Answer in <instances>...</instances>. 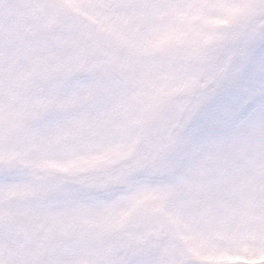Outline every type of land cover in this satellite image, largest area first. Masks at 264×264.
I'll use <instances>...</instances> for the list:
<instances>
[{
    "label": "rangeland",
    "instance_id": "374dc122",
    "mask_svg": "<svg viewBox=\"0 0 264 264\" xmlns=\"http://www.w3.org/2000/svg\"><path fill=\"white\" fill-rule=\"evenodd\" d=\"M1 161L0 264L264 263V0H0Z\"/></svg>",
    "mask_w": 264,
    "mask_h": 264
},
{
    "label": "water",
    "instance_id": "95a60500",
    "mask_svg": "<svg viewBox=\"0 0 264 264\" xmlns=\"http://www.w3.org/2000/svg\"><path fill=\"white\" fill-rule=\"evenodd\" d=\"M35 27L37 30L39 29L37 22L35 23ZM88 42H89L88 39L81 41V47L84 51L89 46ZM47 61L50 62L51 59H47ZM41 64H43L42 61H37L35 63V70H40L42 68ZM106 67L112 76L117 78L125 86H128L127 80L123 76L122 72L117 70L111 63H107ZM96 68H97V66L95 65V63H90V64H86L82 68V71L86 73V72L93 70V69H96ZM57 78H58V75L56 73L48 74L46 82L49 83L53 80H56ZM51 105H52V102H50L48 100H43L39 103L38 109L41 112H45V111L49 110ZM19 133L21 134L22 130H20ZM4 168H5V165L0 163V171L3 170ZM16 169H17V166L14 163L8 164V170L9 171H13ZM23 169L26 170L27 168L23 167ZM6 223L13 231L19 233L25 241H31L35 236L39 235V233H36L35 228H33L32 226H30L29 224H27L26 222H24L20 219H16L14 217H9L6 219ZM152 238H154V242L156 241V239H160L159 236H155V235H153ZM179 264H204V263H202L198 260H194V259H185V260L181 261Z\"/></svg>",
    "mask_w": 264,
    "mask_h": 264
},
{
    "label": "flooded vegetation",
    "instance_id": "af4514ba",
    "mask_svg": "<svg viewBox=\"0 0 264 264\" xmlns=\"http://www.w3.org/2000/svg\"><path fill=\"white\" fill-rule=\"evenodd\" d=\"M68 20H63V22H65L64 24H63V26L61 27V30L62 31H65V32H74V31H72L71 29H70V27H69V25H68V23H66ZM51 29V33L53 32V27H51L50 28ZM50 33V34H51ZM81 37V36H80ZM85 55V60L84 61H92V60H95V61H97V58H98V51H96L95 49H94V51H93V47L91 46V49L86 53V54H84ZM86 56H87V58H86ZM97 63H98V65H99V67H100V61L98 62L97 61ZM48 68H50V66L48 67ZM100 72H102V68L100 67V69H99V71L98 72H96V73H92V74H90V75H95V74H99ZM47 87H50V86H47Z\"/></svg>",
    "mask_w": 264,
    "mask_h": 264
}]
</instances>
